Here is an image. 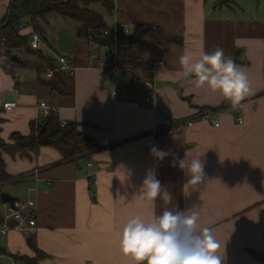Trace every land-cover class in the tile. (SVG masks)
Segmentation results:
<instances>
[{
	"label": "crops",
	"instance_id": "crops-1",
	"mask_svg": "<svg viewBox=\"0 0 264 264\" xmlns=\"http://www.w3.org/2000/svg\"><path fill=\"white\" fill-rule=\"evenodd\" d=\"M10 1L0 0V19L7 16ZM214 4L114 0L111 15L104 8L107 16L99 13L111 28L150 24L181 39L133 46L134 55L155 69L154 107L145 103L153 95L146 86L150 73L100 70L99 57L107 48L78 41L75 24L57 15L42 23V50L19 56L38 61L37 67L63 56L77 68L75 75L48 77L52 68L39 72L36 66H18L10 73L0 63L1 139L28 135L31 124L42 119L38 104L46 102L62 123L79 124L83 135L105 148L89 160L90 178L86 162L62 163V156L49 147L31 158L4 155L7 173L17 179L11 184L19 188L10 195L36 201L38 232L27 237L12 231L1 238L0 264H18L14 256L35 257L30 239L47 256L41 264H134L120 250L123 226L135 216L148 221L166 208L193 210L198 230L211 229L223 246L222 264H263L254 254L264 257V0H235L231 9H215ZM52 23L58 25L54 38ZM33 33L28 25L20 31L29 39ZM217 47L247 75L251 93L239 106L207 86L194 88L183 77V52L198 58L201 51ZM8 102L16 108L3 110ZM202 110L218 112L220 126L200 122L179 127ZM153 147L167 155L159 159ZM186 153L204 165V177L195 187L187 186L191 177L179 167ZM149 171L171 193V203L143 197Z\"/></svg>",
	"mask_w": 264,
	"mask_h": 264
},
{
	"label": "trees",
	"instance_id": "trees-1",
	"mask_svg": "<svg viewBox=\"0 0 264 264\" xmlns=\"http://www.w3.org/2000/svg\"><path fill=\"white\" fill-rule=\"evenodd\" d=\"M11 3L12 0L8 8V13L11 10L9 23L5 25L8 13L0 19V63L10 73L15 67L31 65L19 56L20 53L35 54L30 48L29 37L20 34L21 29L28 25L33 28L34 33L42 37L44 35L42 23L53 15L75 24L78 41L96 48H107L108 52H112L114 48L113 36L104 34L112 28L107 25L103 16L93 9L94 6H101L111 15L114 11V0H15L12 7ZM234 4L235 0H215L214 8L231 9ZM116 27V64L117 70L121 71L149 73L152 65L134 55L135 45H146L150 41L161 44L181 43L178 36H166L159 27L150 24H136L129 33H126L121 25ZM13 55L20 58L22 64L11 63ZM44 62L46 64L36 66L39 72L47 67L52 69L55 67L51 61ZM78 128L77 123L62 126L58 114L54 112L48 118L32 123L28 135L13 133L10 142L0 138V196L3 193L2 186L17 181L7 173L4 155L12 159L31 158V155H38L41 148L49 147L62 156V163L77 164L84 161L87 164L94 154L105 149L83 135ZM28 245L34 251L35 257L14 256L15 261L18 264H41L47 256L39 250L34 239L28 240ZM254 256L264 264V257L255 254Z\"/></svg>",
	"mask_w": 264,
	"mask_h": 264
},
{
	"label": "clouds",
	"instance_id": "clouds-1",
	"mask_svg": "<svg viewBox=\"0 0 264 264\" xmlns=\"http://www.w3.org/2000/svg\"><path fill=\"white\" fill-rule=\"evenodd\" d=\"M179 65L183 77L191 81L194 88L207 86L231 101L234 107L251 93L246 73L222 48L201 51L198 58L185 51L179 57ZM151 152L159 159L167 155L155 147ZM179 167L187 169L191 177L187 186L195 187L202 181L204 165L199 158L186 153ZM142 190L148 200L155 201L159 197L165 203L172 201L171 193L161 188L154 172L149 171ZM198 219L193 210L181 213L167 208L161 215L153 214L148 221L140 216L132 217L120 234V250L134 264H222L223 246L211 229L198 230Z\"/></svg>",
	"mask_w": 264,
	"mask_h": 264
},
{
	"label": "built area",
	"instance_id": "built-area-1",
	"mask_svg": "<svg viewBox=\"0 0 264 264\" xmlns=\"http://www.w3.org/2000/svg\"><path fill=\"white\" fill-rule=\"evenodd\" d=\"M125 32L129 33L130 30L125 28ZM105 35L111 34L114 38V48L112 52H108L105 55L99 57V68L102 71L108 70H117L116 64V41H117V27L114 26L111 31L104 32ZM42 37L38 33H33L29 39L30 48L34 51L42 50ZM92 57H95V54H92ZM51 63L55 66L53 69L49 70L48 77H52L54 73L67 72L71 76L75 75L77 68L69 65L67 59L63 56L55 55ZM151 77L146 81V86L153 91L151 97L145 99L147 105L155 106L154 94L156 92L155 87V69L152 67L149 70ZM17 92H15L16 94ZM17 104L15 102H8L3 105V110L11 111L15 109ZM38 112L40 117L48 118L52 113L57 110L50 107L46 102H40L38 104ZM218 112L207 110L203 111L193 119L187 120L180 124L181 128H192L200 122H208L214 127L218 128L220 126L218 120ZM239 122H241L239 120ZM67 122H63L62 126H65ZM86 176L88 178L93 176V163L88 162L86 164ZM18 232L23 236L33 237L38 232V224L36 219V201L33 199L28 200L27 202H21L16 200L14 207H10L8 204L0 205V239L6 237L10 232ZM11 264H15L12 262Z\"/></svg>",
	"mask_w": 264,
	"mask_h": 264
},
{
	"label": "rangeland",
	"instance_id": "rangeland-1",
	"mask_svg": "<svg viewBox=\"0 0 264 264\" xmlns=\"http://www.w3.org/2000/svg\"><path fill=\"white\" fill-rule=\"evenodd\" d=\"M93 9L96 12H98V13L106 14L105 11H104V9H103V7H101V6H94ZM106 16H107V14H106ZM58 20H59L60 24L65 23L68 26H71L72 25V23H70V22H62L60 19H58ZM56 30H58V25L57 24L53 25V23H52L51 24V27H50V32L52 33L53 38L55 36V31ZM49 36L52 37L51 34ZM25 61H27L28 63H30L31 64L30 66H34L35 67V66L39 65V62L38 61H35L33 59H25ZM15 186L13 184H11V183H8V184L2 186V191L7 192L9 194H14L15 195L16 194V190L19 189V188L16 189Z\"/></svg>",
	"mask_w": 264,
	"mask_h": 264
},
{
	"label": "water",
	"instance_id": "water-1",
	"mask_svg": "<svg viewBox=\"0 0 264 264\" xmlns=\"http://www.w3.org/2000/svg\"><path fill=\"white\" fill-rule=\"evenodd\" d=\"M15 0H12V3H11V7L13 5ZM10 14H11V10L9 11L8 13V17H7V20H6V23L5 25H7L9 23V19H10ZM11 63H15V64H22V60H20V58H18L17 56L13 55L11 57ZM20 81H22V78H20ZM16 198H14L13 196H11L9 193L7 192H3L0 196V202L1 204H8L10 207H14V203L16 202ZM3 252H5V250L3 249L2 250Z\"/></svg>",
	"mask_w": 264,
	"mask_h": 264
}]
</instances>
